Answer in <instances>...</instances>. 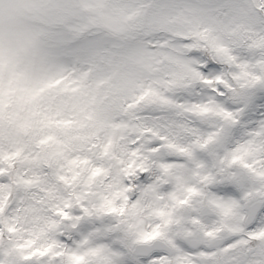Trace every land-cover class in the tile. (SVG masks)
Segmentation results:
<instances>
[{
    "label": "snow or ice",
    "instance_id": "6c2138e0",
    "mask_svg": "<svg viewBox=\"0 0 264 264\" xmlns=\"http://www.w3.org/2000/svg\"><path fill=\"white\" fill-rule=\"evenodd\" d=\"M44 2L63 71L0 112V264H264V0Z\"/></svg>",
    "mask_w": 264,
    "mask_h": 264
},
{
    "label": "rangeland",
    "instance_id": "374dc122",
    "mask_svg": "<svg viewBox=\"0 0 264 264\" xmlns=\"http://www.w3.org/2000/svg\"><path fill=\"white\" fill-rule=\"evenodd\" d=\"M80 7L91 14L90 24L108 26L121 19V9L109 0H81ZM50 15L44 0H0V112L6 116L20 111L32 96L49 94L53 84L46 78L63 71L62 64L48 57Z\"/></svg>",
    "mask_w": 264,
    "mask_h": 264
}]
</instances>
